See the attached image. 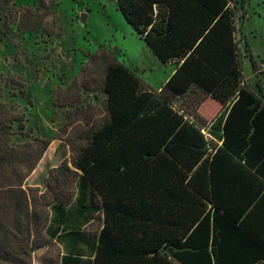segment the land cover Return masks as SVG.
<instances>
[{"label":"trees","instance_id":"trees-1","mask_svg":"<svg viewBox=\"0 0 264 264\" xmlns=\"http://www.w3.org/2000/svg\"><path fill=\"white\" fill-rule=\"evenodd\" d=\"M113 2L157 59L176 69L154 90L105 50L88 55L65 91L86 78L78 88L101 96V113L84 115L83 128L65 135L72 169L63 161L49 171L46 192L101 198L92 264L264 263V98L242 76L237 0ZM40 10L23 9L17 30L38 28L41 17L28 19ZM190 94L195 109L205 99L218 104L210 122L172 106ZM77 103L66 104L72 114ZM28 132L24 112L0 95V264H31L35 218L50 202L24 187L50 144L12 142Z\"/></svg>","mask_w":264,"mask_h":264},{"label":"rangeland","instance_id":"rangeland-1","mask_svg":"<svg viewBox=\"0 0 264 264\" xmlns=\"http://www.w3.org/2000/svg\"><path fill=\"white\" fill-rule=\"evenodd\" d=\"M0 1H3L0 3L3 8L0 12L1 101L7 108L13 106L24 112V127L29 131L28 136L17 135L12 142L20 144L39 137L50 141V146L55 140L61 141L54 155L51 158L47 155L45 163H48L42 168V176L48 166L59 160L68 162L71 153L65 140L73 137L77 127L83 128L78 123L84 115L94 119L101 113V96L93 97L90 91L82 92L78 88L86 78L79 76L78 83L65 91L79 75L88 55L105 50L154 90L166 82L173 68L154 57L116 9L113 0ZM237 2V41L242 76L249 88L264 98V0ZM38 5L41 8L38 16L28 21H38L41 17V25L32 31H18L21 11L30 8L34 13ZM241 5L242 9L239 8ZM252 62L256 66L255 72ZM93 77L96 82L98 74ZM73 100L81 104L76 114H72L73 106L66 105ZM60 103L65 105L60 106ZM196 105L191 94L172 103L189 118L195 111L207 120L219 107L211 99L197 109ZM63 130L66 132L62 133ZM55 135L58 139H54ZM51 153L52 148L48 154ZM24 187H29L28 182Z\"/></svg>","mask_w":264,"mask_h":264},{"label":"crops","instance_id":"crops-1","mask_svg":"<svg viewBox=\"0 0 264 264\" xmlns=\"http://www.w3.org/2000/svg\"><path fill=\"white\" fill-rule=\"evenodd\" d=\"M236 29L238 33L237 24ZM235 35L237 40V34ZM154 57L157 58L155 55ZM163 65L173 67L169 73V78L176 69V63L171 62ZM205 101L201 102L200 106ZM219 109L220 107L217 108V112ZM198 115L210 122L216 114L208 120L199 112ZM60 144V140H55L50 146L48 145L47 151L43 153L36 167L25 180L29 187L42 189L37 193L38 198L41 200L46 198L50 201L48 206L44 208V213L40 219L35 218V232L32 233L31 238L38 248L31 253V264H92L94 247L103 228L102 200L90 192L77 193L73 191L69 195L57 190L46 192L49 171L57 168L64 160H59L57 164L48 166V170L43 176L42 168L48 163H45L48 158L47 155L51 158ZM51 148L52 153L49 155ZM69 161L70 158L66 163L71 168ZM36 176L41 177L37 180ZM77 196L79 199L75 201ZM64 198L68 199L67 203L59 202Z\"/></svg>","mask_w":264,"mask_h":264},{"label":"built area","instance_id":"built-area-1","mask_svg":"<svg viewBox=\"0 0 264 264\" xmlns=\"http://www.w3.org/2000/svg\"><path fill=\"white\" fill-rule=\"evenodd\" d=\"M262 66L264 67V64Z\"/></svg>","mask_w":264,"mask_h":264}]
</instances>
